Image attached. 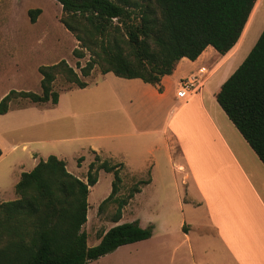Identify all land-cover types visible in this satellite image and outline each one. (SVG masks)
<instances>
[{
	"label": "crops",
	"instance_id": "1",
	"mask_svg": "<svg viewBox=\"0 0 264 264\" xmlns=\"http://www.w3.org/2000/svg\"><path fill=\"white\" fill-rule=\"evenodd\" d=\"M28 8L22 0H0V40L16 36L17 18H26L34 25L41 22L44 12L32 23ZM243 39L225 56L209 46L195 61L181 59L173 74L162 78V91L141 79H124L112 72L101 74L95 92L76 98L69 109L61 108L59 97V103L53 106L59 116L51 126L49 107L38 104L34 111L25 107L0 115L8 119L0 127V204L6 202L1 198L8 191L12 200L17 199L13 191L22 174L51 155L64 160L67 170L85 181V161L80 167L70 168L67 157L78 161L82 153L106 154L119 160L131 174L149 170L148 183L135 198L149 189L160 198L167 188L186 200L178 232L183 235L190 264H198L195 256L199 264H264V164L214 96L256 44L249 48L243 45ZM240 44L239 61L219 83L223 66L231 60L219 69L221 61ZM5 45L0 41V47ZM191 75H197L203 83L182 101L177 98L179 84ZM103 86L108 90H102ZM103 100L105 103L98 105ZM100 108L103 118L95 121ZM19 131L24 132V139L17 141ZM20 146L23 153L17 152ZM162 229V236L152 235L148 240L121 246L88 264H117L126 250L129 262L176 264L181 245L165 226ZM102 233L94 246L101 242ZM145 243H151L150 250Z\"/></svg>",
	"mask_w": 264,
	"mask_h": 264
},
{
	"label": "trees",
	"instance_id": "2",
	"mask_svg": "<svg viewBox=\"0 0 264 264\" xmlns=\"http://www.w3.org/2000/svg\"><path fill=\"white\" fill-rule=\"evenodd\" d=\"M62 5L61 22L80 43L73 55L90 59L79 63L81 75L66 60L39 67L41 93L11 90L0 101V115L9 112L13 99L34 104L59 103L54 84L61 76L84 89L99 66L124 79H141L158 87L183 58L195 61L209 47L225 56L240 40L258 0H56ZM42 13L30 10L32 23ZM117 21V24L115 23ZM220 107L264 164V30L246 59L214 93ZM2 150L0 148V157ZM84 158L78 159V166ZM124 164H111L96 155L86 181L67 170L54 155L24 172L15 187L17 199L0 204V264H88L119 247L148 240L152 227L138 222L117 225L88 247L83 227L88 221L90 187L100 171L114 173L112 191L100 205L115 201L113 221L148 181H139L125 198H118Z\"/></svg>",
	"mask_w": 264,
	"mask_h": 264
},
{
	"label": "rangeland",
	"instance_id": "3",
	"mask_svg": "<svg viewBox=\"0 0 264 264\" xmlns=\"http://www.w3.org/2000/svg\"><path fill=\"white\" fill-rule=\"evenodd\" d=\"M22 5H27L29 7V10L27 11L29 18L30 10L40 9L44 12V15L41 22L37 25L27 22L26 18H17L14 31L16 36L12 38L1 37L0 41H5L6 45L5 47H0V97L11 90L40 94L42 76L38 69L42 65H53L61 60H66L68 64L73 67L79 75H81L77 64L79 63L81 66H85L90 59V53L88 52H86V56L83 59H78L73 55L74 49L79 47L80 43L72 33L68 32L61 22L64 12L62 11L63 9L60 6V3L54 0H22ZM57 15H59L58 21L56 19ZM115 23L117 24V21H115ZM263 29L264 9L258 12V15L246 35L243 45L246 43L250 48L256 43V41H258ZM9 43L10 48H8ZM243 45L239 48L234 58L223 67L219 83L227 78L235 63L239 61V54L241 53H239V51L243 48ZM101 74V68L97 66L88 78H83L88 85L90 84V87L87 90L79 89L59 76L54 84V90L61 96V108L69 109L70 106H72L71 104L73 100L76 98H85L93 94L95 92L97 79H99ZM202 83L203 81H200V86ZM102 90L108 89L106 86H103ZM103 103H105L104 100L99 102L98 105L102 106ZM40 106L49 107L47 108L50 109L48 112V125L51 126L59 116L56 114L55 107L51 104ZM25 107L34 111L38 105L23 98L13 99L10 103V109H20ZM102 109L103 108H100V112H96L94 115L95 121L103 118ZM69 118L71 117L68 116V121L71 122ZM7 120V118L3 119L0 116V127L7 124ZM107 120L108 119H104L102 121ZM68 121L65 120L64 123L67 124ZM19 132L15 135L17 141L24 139V132ZM21 134L22 136L19 137ZM17 152L23 153L22 146H20ZM96 155H98L101 160L109 161L111 164L121 163L119 160L111 158L106 154L93 152L90 153L89 156L88 153H82L81 156L86 157V160H84L85 163L82 164L84 173L89 169V165L95 160ZM66 161L70 168L76 167L78 164L77 158H73L71 155L67 157ZM81 175L84 174L82 173ZM120 177L122 179V185L121 191L118 193L117 197L125 198L128 195L129 190L135 184L139 181H147L149 179V170L143 174L135 175L131 174L124 165L123 169L120 171ZM113 180L114 173L102 171L100 172V181L98 184L90 187L88 195V221L84 226L88 235V246L93 247L96 245L97 235L117 225L138 222L143 228L152 227L153 236L157 237L162 236V228L165 226L166 230L173 235L175 241L181 245L179 251L177 250L176 264L192 263L190 262V257L187 252L184 253L186 248L183 244V235L181 232H178L180 223L183 220L184 203L186 200H180L176 194L172 193L171 189L167 188L163 190L164 196L157 198L155 192L152 189H149L143 195L136 198L134 197L124 208L121 220L118 223H115L112 220L117 209V204L114 200L105 204L103 210H99L101 203L108 198L112 191ZM13 194L15 198H17L16 192L13 191ZM10 197L11 193L8 191L1 199L11 201L12 198ZM145 244V248L150 250L151 243ZM195 259L199 264L196 256ZM111 263L114 264L113 262ZM101 264L105 263L102 262ZM117 264H138V262H129L126 250L123 252L122 258Z\"/></svg>",
	"mask_w": 264,
	"mask_h": 264
},
{
	"label": "built area",
	"instance_id": "4",
	"mask_svg": "<svg viewBox=\"0 0 264 264\" xmlns=\"http://www.w3.org/2000/svg\"><path fill=\"white\" fill-rule=\"evenodd\" d=\"M200 88V79L197 75H191L184 79L177 91V98L182 101L188 100L190 96Z\"/></svg>",
	"mask_w": 264,
	"mask_h": 264
},
{
	"label": "bare ground",
	"instance_id": "5",
	"mask_svg": "<svg viewBox=\"0 0 264 264\" xmlns=\"http://www.w3.org/2000/svg\"><path fill=\"white\" fill-rule=\"evenodd\" d=\"M264 9V0H258L257 1V3H256V5H255V7H254V9H253V12H252V14H251V16H250V18H249V20H248V22H247V24H246V26H245V29H244V31H243V33H242V35H241V37H243V38H246V35L248 34V32H249V30H250V27H251V25L253 24V21L255 20V18H256V16L258 15V12L260 11V10H263ZM241 39V38H240ZM245 39H243V41H244ZM242 44H240L239 46H241ZM236 47V49L234 50V51H232V52H230L229 53V55H228V57H226V58H224L222 61H221V63H220V65H219V69L223 66V65H225L228 61H230L235 55H236V53L238 52V48H240V47ZM224 67V66H223Z\"/></svg>",
	"mask_w": 264,
	"mask_h": 264
}]
</instances>
